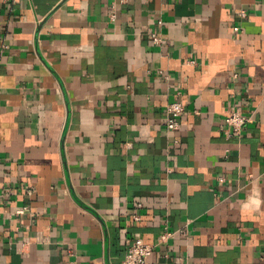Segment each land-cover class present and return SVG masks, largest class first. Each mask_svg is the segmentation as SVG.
Here are the masks:
<instances>
[{
    "label": "crops",
    "instance_id": "0c3cea01",
    "mask_svg": "<svg viewBox=\"0 0 264 264\" xmlns=\"http://www.w3.org/2000/svg\"><path fill=\"white\" fill-rule=\"evenodd\" d=\"M0 197V264H264V0H0Z\"/></svg>",
    "mask_w": 264,
    "mask_h": 264
},
{
    "label": "built area",
    "instance_id": "2783aa9c",
    "mask_svg": "<svg viewBox=\"0 0 264 264\" xmlns=\"http://www.w3.org/2000/svg\"><path fill=\"white\" fill-rule=\"evenodd\" d=\"M241 16L245 15L244 11L240 12ZM238 29V28H237ZM153 42L157 43L160 41V37L156 33L151 35ZM190 63H196L194 60H190ZM185 112L184 103L176 98L166 104L165 117H166V128L168 130H177L180 125V119ZM248 117L242 114L239 110H228L224 118V124L230 128L231 132L239 134L243 129L244 125L248 121ZM220 180H223L220 178ZM1 203V197H0ZM18 214L23 213V209L17 211ZM138 218V217H137ZM136 218V219H137ZM185 234V230H181ZM172 235V232L165 231L160 236V242H164L167 238ZM154 248L153 244L144 242L140 238H136L133 242H130L127 246V250L124 255L123 264H146L148 257L151 255Z\"/></svg>",
    "mask_w": 264,
    "mask_h": 264
}]
</instances>
